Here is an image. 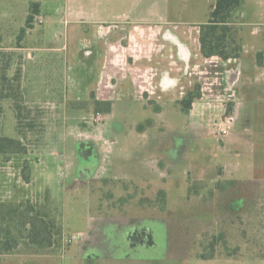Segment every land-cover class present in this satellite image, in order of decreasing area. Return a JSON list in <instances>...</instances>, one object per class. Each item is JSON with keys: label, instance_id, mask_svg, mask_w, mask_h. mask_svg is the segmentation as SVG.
<instances>
[{"label": "rangeland", "instance_id": "obj_1", "mask_svg": "<svg viewBox=\"0 0 264 264\" xmlns=\"http://www.w3.org/2000/svg\"><path fill=\"white\" fill-rule=\"evenodd\" d=\"M31 1L49 15L8 24L6 4L0 9V138L20 140L27 151L0 155V202L32 203L54 227L55 244L22 241L4 264H264V74L239 86L244 107L234 131L248 128L250 143L235 159L216 127L192 135L176 104H143L119 87L111 112H98L106 105L96 104L87 88L95 81L77 65L72 25L57 26L53 16L67 5L70 21L100 18L116 25L113 33L159 23L165 30L197 24L196 31L215 0ZM255 28L256 37L264 34L263 24ZM252 29L242 33L248 68L264 46ZM237 163L243 178L256 180H191L203 171L229 177ZM214 164L228 168L210 170Z\"/></svg>", "mask_w": 264, "mask_h": 264}, {"label": "crops", "instance_id": "obj_2", "mask_svg": "<svg viewBox=\"0 0 264 264\" xmlns=\"http://www.w3.org/2000/svg\"><path fill=\"white\" fill-rule=\"evenodd\" d=\"M32 3L37 2L0 0V9L6 7L9 13L5 15L4 20L10 24L9 20L19 17L24 23L30 14ZM215 3L216 0L214 5ZM63 7L64 13L61 18H58L57 12L53 14L55 24L57 26L72 25V41L76 42L72 48L77 51L75 59L80 68H85L82 72L85 71L86 74L92 75L95 81V83H88L87 86L89 90L96 92L94 100L114 102L117 97L114 92L122 87L124 92L131 91L143 104L147 100H156L161 105L176 104L182 115L187 118L192 135L193 133L199 134L206 127L213 129L214 121L226 118L229 135L220 137L216 133V138L221 142L223 152L225 151L229 156L233 155L235 159L243 156L241 145L249 144L250 141L245 135L249 131L248 128L241 134L234 131L244 107L240 102L241 96L238 90L242 82L251 80L254 73L264 74V67L257 63V54L264 52V46L254 51L255 60L248 68L244 61V43L243 54L239 60L224 61L218 56L211 58L203 56L200 44V25L207 23L208 19L205 23L199 24L197 28L195 27L196 31L192 30V25L197 24H189L183 30H165L162 23H159L147 25V27L136 25L130 30L113 33V26L116 25L100 18L91 20L83 15H77L70 21L65 16V12L70 7L67 5ZM18 11L21 12L18 13ZM41 12L44 16L49 15L44 12L43 5L40 6ZM234 21L242 28L244 26L254 27L251 34L256 37L259 31L255 27L260 24L264 25V0H244L242 8L234 16ZM258 37L257 41H261L264 45V34ZM198 85L201 88V98L196 99L189 113L185 114L179 102L184 100L187 94ZM229 109L232 110V113H229L230 116L227 115ZM247 116L251 118L249 113ZM237 146L239 150H236ZM218 166L222 168V171L228 168L226 164L223 166L214 164L209 168L213 170ZM234 169L230 171L229 177L208 179L199 176L200 173L206 171L193 176L190 173V177L193 182L210 184L222 181L242 184L256 180V178H243L239 163L234 166ZM226 174H228L227 171ZM13 256L18 255L3 256L1 264ZM251 261L255 263V259ZM262 262L264 263V258Z\"/></svg>", "mask_w": 264, "mask_h": 264}, {"label": "trees", "instance_id": "obj_3", "mask_svg": "<svg viewBox=\"0 0 264 264\" xmlns=\"http://www.w3.org/2000/svg\"><path fill=\"white\" fill-rule=\"evenodd\" d=\"M243 3L244 0H216L207 23L200 25V44L204 57L218 56L224 61L241 59L244 46L243 28L234 21V16L242 8ZM38 15H40V5L32 3L27 22L31 23ZM25 35L26 28H23L18 39L21 40ZM257 63L264 67V52L257 54ZM200 98L201 88L198 85L187 94L184 100L179 102L182 111L188 114L193 102ZM96 104L102 103L97 102ZM105 105L106 108L103 111L98 109V112L109 114L112 104L105 102ZM26 153V147L20 140L9 137L0 138V155L9 158ZM29 170L26 169L23 174L26 182L30 181ZM25 240L37 249H51L55 244L54 227L38 213L36 207L30 202L22 208L0 202V264L3 256L17 254L22 241ZM205 258L213 259L214 253Z\"/></svg>", "mask_w": 264, "mask_h": 264}, {"label": "built area", "instance_id": "obj_4", "mask_svg": "<svg viewBox=\"0 0 264 264\" xmlns=\"http://www.w3.org/2000/svg\"><path fill=\"white\" fill-rule=\"evenodd\" d=\"M228 119H219L214 121L213 126L216 127L217 135L220 137H227L229 135Z\"/></svg>", "mask_w": 264, "mask_h": 264}, {"label": "flooded vegetation", "instance_id": "obj_5", "mask_svg": "<svg viewBox=\"0 0 264 264\" xmlns=\"http://www.w3.org/2000/svg\"><path fill=\"white\" fill-rule=\"evenodd\" d=\"M88 159H90V157H88Z\"/></svg>", "mask_w": 264, "mask_h": 264}]
</instances>
